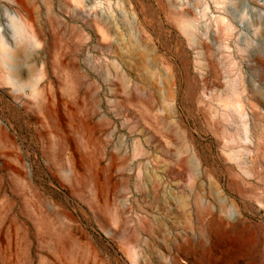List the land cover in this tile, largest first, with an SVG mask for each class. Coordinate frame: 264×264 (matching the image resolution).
I'll return each instance as SVG.
<instances>
[{
	"label": "rangeland",
	"instance_id": "obj_1",
	"mask_svg": "<svg viewBox=\"0 0 264 264\" xmlns=\"http://www.w3.org/2000/svg\"><path fill=\"white\" fill-rule=\"evenodd\" d=\"M23 1L14 39L0 0L8 264H264V224L249 255L217 235L264 222V0Z\"/></svg>",
	"mask_w": 264,
	"mask_h": 264
},
{
	"label": "bare ground",
	"instance_id": "obj_2",
	"mask_svg": "<svg viewBox=\"0 0 264 264\" xmlns=\"http://www.w3.org/2000/svg\"><path fill=\"white\" fill-rule=\"evenodd\" d=\"M7 1H8V3L10 5H14L16 7L15 11L10 12L7 15L11 19L10 21L12 22L10 24L11 26H9L11 28V37L14 38V39H16L17 32H16V26L13 23V21L23 20V22H28L29 20L32 19L31 9L27 6V4L23 0H7ZM180 27H182V26H180ZM188 38H190V37H188ZM10 43H11V41L3 40L0 37V49L7 48L8 47V44H10ZM193 88H194L193 87V84H189L188 85V94H190V96H193V94H194L193 93ZM46 111L50 115H52V116L54 115V110L52 108H49ZM237 218H238V215L234 213L233 219H237ZM42 219L43 218H41V220ZM239 220H237L236 222H238ZM236 222H234V223H236ZM253 226L260 227L259 225L245 224L244 226H231L230 229H222V228H220L219 231H218V233H217V235L219 236L218 238H221V237H231L232 239L236 240L239 243V245H240V249H242L246 253L247 250L249 251L251 249L247 246V244L245 242V237L247 235H250L251 236V234L254 233L253 230H251L253 228ZM245 227H247V228H245ZM234 240H233V242H234ZM250 247L251 248L253 247L252 244H251ZM200 248H202V247H200ZM242 250H240V251H242ZM200 251H198V252L195 253V258H193L190 261L189 264H206V263H209V262H206V260H208V259H207L206 255H205V253L204 252H200ZM253 251H254V249H253ZM8 253H9V251L8 250L3 251L1 249V245H0V257H1L2 261L4 262V264H8V261H7L8 255H9ZM62 253H64V245L61 246V249H60V247H58L57 254H59L60 256H63ZM242 253H244V252H242ZM251 254H253V252H251ZM247 255H249V254H247ZM52 264H59V262H55V263H52Z\"/></svg>",
	"mask_w": 264,
	"mask_h": 264
},
{
	"label": "water",
	"instance_id": "obj_3",
	"mask_svg": "<svg viewBox=\"0 0 264 264\" xmlns=\"http://www.w3.org/2000/svg\"><path fill=\"white\" fill-rule=\"evenodd\" d=\"M245 224L262 226L264 224V222L262 220L255 219L254 217L245 215L242 218H240V220L238 222L231 224L230 227L231 226H244Z\"/></svg>",
	"mask_w": 264,
	"mask_h": 264
}]
</instances>
